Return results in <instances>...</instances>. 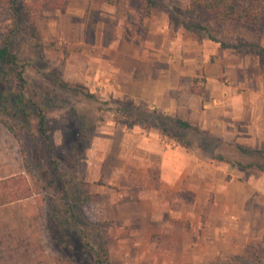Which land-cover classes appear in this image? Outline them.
<instances>
[{
    "label": "rangeland",
    "instance_id": "obj_1",
    "mask_svg": "<svg viewBox=\"0 0 264 264\" xmlns=\"http://www.w3.org/2000/svg\"><path fill=\"white\" fill-rule=\"evenodd\" d=\"M157 1L163 6L146 9L143 0H68L63 9L42 12L39 39L19 22L14 30L16 54L26 63L25 82L21 85L13 73L8 82L0 80V118L10 117L11 113H5L8 105L9 111H19L18 121H22L20 109H27L28 103L20 108L13 104L16 93L22 91L24 100L34 96L44 108L56 147L67 150L75 141L77 114L98 124L88 130L76 170L78 181L72 184V198L78 200L74 201L78 227L71 223L64 229L61 221L67 213L59 202L55 206L51 190L39 195L45 206V251L59 257L54 263L92 264L94 255L83 245L81 227L96 247L101 238L106 241L110 264H264V169H259L264 159L237 149H264V57L222 48L206 39L199 42L169 18L167 8L189 9L193 0ZM243 3L264 8V0H238L237 5ZM199 17L215 28L214 16L200 12ZM13 25L11 11L0 0V44ZM233 30L229 24L226 32L235 35ZM55 75L84 85L96 98L60 89L53 80ZM7 91L10 101L4 102L1 96ZM121 106H133L134 111L143 106L197 126L202 134L185 132L193 144L184 148L198 158L208 161L209 156L214 161L212 166L202 163L188 181L203 188L206 181L223 184L236 180L249 184L245 188L251 195L242 202L232 200L233 213L227 208L225 214L215 213L211 219L210 207L204 205L201 218L193 219L184 213L192 209L190 191L184 192L182 200L174 192L163 191L160 202L165 205L160 206L181 210L177 215L182 220L172 217L170 223L182 227L178 245L156 231H150L148 237L140 229L162 224L157 220L125 224L113 206L133 194L126 197L116 191L129 184H154L158 177L159 155L147 151L144 136L163 146L179 144L155 128L117 122L108 108ZM28 113L30 131L36 132L37 118ZM15 146L19 150L14 136L0 122V161L9 159ZM233 188L237 196L247 195L240 194L238 186L228 187ZM234 203L241 207L234 208ZM164 215L168 218V213ZM132 233L138 236L131 237Z\"/></svg>",
    "mask_w": 264,
    "mask_h": 264
},
{
    "label": "trees",
    "instance_id": "obj_2",
    "mask_svg": "<svg viewBox=\"0 0 264 264\" xmlns=\"http://www.w3.org/2000/svg\"><path fill=\"white\" fill-rule=\"evenodd\" d=\"M107 3H115L117 0H104ZM146 9L162 7L157 0H143ZM6 7L13 15V27L3 38L0 44V80L8 82L13 77L24 85L25 62H22L16 54L14 43V30L21 23L28 33L35 39L40 38L41 15L46 9H63L67 6L68 0H3ZM238 0H193L191 7L181 11L167 8L169 18L181 25L197 41L209 40L219 44L222 48H231L238 52L255 53L264 57V8L254 7L243 3L238 6ZM206 13L215 17V28L204 24L199 13ZM19 22V23H18ZM229 24L233 26V33L226 32ZM224 31V32H222ZM260 31L261 33H257ZM58 87L65 91L72 92L75 96L95 99L96 95L80 83H72L62 80L58 75L53 76ZM9 89V86H8ZM14 105L20 108L27 102V109L21 108L22 121L19 119V111L5 106L8 118H0L2 126L7 129L16 139L19 146V154L23 167V174L13 175L0 179V205L23 200L32 196L39 199L42 192L51 190L56 203L59 202L62 212L67 215L62 219L67 230L71 223L78 227V214L74 206V197L71 190L72 184L77 180V166L80 156L87 143L89 129L95 128L98 124L90 122L84 114H77L79 126L76 130L75 141L69 144L67 150L56 147L53 137L47 125L44 108L34 100V96L24 100L23 92L16 93ZM4 102L10 101L9 92L1 96ZM123 103H120L122 105ZM133 108V106H131ZM130 106L119 108H108L113 111L117 122L125 123L132 127L134 124L145 125L155 128L158 132L171 138L176 144L188 147L193 141L186 138L184 133L191 130L193 133L202 134L200 129L185 119L163 115L150 111L143 106H137L135 111ZM37 118L36 132L30 131L29 111ZM138 110V112L136 111ZM11 119L13 121H11ZM89 123V124H88ZM17 129H16V128ZM27 136L26 138L23 136ZM81 144V145H79ZM241 154L247 156H259L264 159V149L248 148L237 146ZM259 169H264V163L259 164ZM82 183V182H79ZM86 195V194H85ZM86 200V196L82 197ZM60 207V208H61ZM61 208V209H62ZM75 208V209H74ZM55 213V212H54ZM55 215V214H54ZM63 215V214H62ZM83 245L94 255L92 264H110L106 241L100 239L97 247L88 239L83 228L79 227ZM56 264H79L70 260Z\"/></svg>",
    "mask_w": 264,
    "mask_h": 264
},
{
    "label": "crops",
    "instance_id": "obj_3",
    "mask_svg": "<svg viewBox=\"0 0 264 264\" xmlns=\"http://www.w3.org/2000/svg\"><path fill=\"white\" fill-rule=\"evenodd\" d=\"M144 139L149 143L147 151L159 155L157 180L154 179V184L144 182L142 185L129 184L128 186L120 187V190L116 191L117 194L120 193L125 196L133 194V197L122 199L124 196H121L122 200L117 201L113 207L116 214L120 215L119 218L125 224L131 220H137L143 224L144 221L149 222L152 219L163 224L152 227L141 225L140 229L147 231L148 237L150 236V231H156L163 237H170L173 244L178 245L182 242V227L177 225L174 227L170 224L172 217H179L182 220L177 215L178 213L181 214V210L160 206L161 204L165 205V203L160 202V194H164L163 191L170 192L171 195L174 192V197H181V200L182 197L185 198L184 192L190 191L193 197L192 209L190 208L184 213L193 219L201 218L202 206L204 205L210 207L208 214H210L211 219H215V213L225 214L227 208L229 209L228 212L233 213L230 210V208H233L232 200L242 202L251 195L250 189L246 193L245 188L249 184L236 182V180L223 184H213L211 181H206L203 188H200L202 185L196 186L188 181V177L190 175L193 176L202 163L212 166L214 161L212 158L207 156L208 161H206V159L190 154L183 146L179 145L172 148L171 146H163L160 141H154L153 137L144 136ZM14 149H10L9 159L6 158L4 161H0V179L24 173L18 147L15 146ZM7 155L8 152L6 157ZM230 185L240 187L239 193L245 192L247 195L242 193L237 196V190L234 188L228 189ZM221 195L222 199H219ZM238 207H241V204L237 205ZM234 208H236L235 203ZM166 213H168V218L164 215ZM166 218L169 224H166L168 222ZM44 219L45 206L42 200L37 197L32 196L0 205V264H44V261L56 264L54 262H57L59 257H54V254H49L45 251ZM157 228H159L160 232ZM185 235L184 233L183 238H185ZM137 236L138 234L134 233L131 235L134 238ZM137 242L139 240H136Z\"/></svg>",
    "mask_w": 264,
    "mask_h": 264
}]
</instances>
